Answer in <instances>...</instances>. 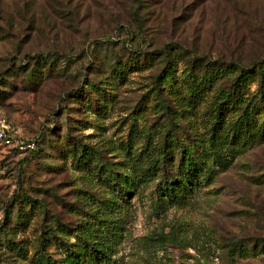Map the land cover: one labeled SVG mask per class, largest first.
I'll return each instance as SVG.
<instances>
[{
	"label": "rangeland",
	"instance_id": "rangeland-1",
	"mask_svg": "<svg viewBox=\"0 0 264 264\" xmlns=\"http://www.w3.org/2000/svg\"><path fill=\"white\" fill-rule=\"evenodd\" d=\"M195 57L263 66L264 0H0V127L12 141L0 140V264H40V254L61 264L86 246L99 247L100 264H264L252 250L264 237V142L214 164L209 102L237 73L190 100ZM243 85L251 93L256 81ZM226 111L225 121L238 114ZM33 137L31 157L16 144ZM71 141L127 183L78 168ZM184 147L209 180L176 203L161 185L177 178ZM164 154L130 184L139 160L138 174Z\"/></svg>",
	"mask_w": 264,
	"mask_h": 264
},
{
	"label": "trees",
	"instance_id": "trees-1",
	"mask_svg": "<svg viewBox=\"0 0 264 264\" xmlns=\"http://www.w3.org/2000/svg\"><path fill=\"white\" fill-rule=\"evenodd\" d=\"M160 54L163 55V59L165 58V67L160 74L162 76L160 77L164 79L172 66L169 64L170 56L163 52ZM148 55L151 56L152 54ZM42 56L44 57L45 55ZM42 56L38 55L37 57ZM199 60L200 58L195 57L191 65L193 69L198 67L202 70V75L199 76L198 80L193 76L191 83L187 86L190 100L192 98L199 100L203 98V93L205 91H212L215 82L214 78L217 74L223 76L225 72L237 73V75L231 79L227 89L220 88L213 92V97L209 102L212 122L209 127L207 141L210 145L216 146L214 164L224 168L233 162L237 151L264 142V65L262 66L261 61H256L248 64L251 65L248 67L240 66L237 63L221 66L217 61H206L203 63ZM29 72H31L30 76L35 79L42 76V74L38 75L39 72L36 67H33ZM189 72L192 74L190 69ZM114 73L118 74V69H114ZM245 79H255L256 88L253 92H245V86L243 85ZM89 87L92 92H97L98 90L93 84H89ZM228 107L238 108V114L234 120H224L226 119L228 112L226 110H228ZM222 123L228 126L226 128L227 130L222 128ZM217 138H219L220 142L225 140L228 142L217 145V142H219ZM32 139L35 142V149L31 151L30 155L34 157L38 154L40 149L38 146V139L34 137ZM76 143L77 142L69 143V152H71L72 160L78 168L83 170L97 169L99 172L104 173V180L111 184L114 189L120 190V187L127 183V181L122 180L127 176V173L117 175V171L112 170L109 163H102L99 161V155L95 149L92 147L87 148L86 145ZM185 149L184 147V153L177 166V178H167V181L161 185L162 196H169V198L173 199L176 203L182 202L180 194H190L193 190V186H197L201 178L209 180V173L200 162L197 152L195 155H192L191 152L189 153L185 151ZM166 158L167 154H164L162 158H152L151 161L147 163L148 165H146L148 171L142 169L138 174L139 169L144 165V162H140L139 160L133 172L130 173V184H132L131 180H133V178L136 179L138 177L137 179L144 180L148 172L153 168H158ZM150 174L151 172L149 175ZM95 242L99 243L98 241ZM257 246L260 248L259 251L264 252V237L254 242L252 246L254 252ZM240 247L241 245L239 248ZM235 249L236 248H234L233 251ZM99 252V247L96 248L91 246H86L82 251L71 249V251L66 254L61 264H100L101 255H99ZM38 263L51 264L48 256L42 254L39 255Z\"/></svg>",
	"mask_w": 264,
	"mask_h": 264
},
{
	"label": "built area",
	"instance_id": "built-area-1",
	"mask_svg": "<svg viewBox=\"0 0 264 264\" xmlns=\"http://www.w3.org/2000/svg\"><path fill=\"white\" fill-rule=\"evenodd\" d=\"M0 140L4 142L5 144H12L11 137L3 131V129L0 127ZM19 149H27V150H34L35 149V142L33 140H30L28 142L23 141H17L16 144Z\"/></svg>",
	"mask_w": 264,
	"mask_h": 264
}]
</instances>
